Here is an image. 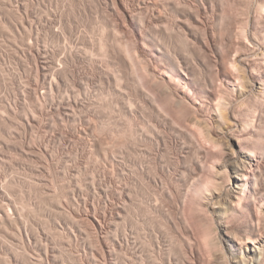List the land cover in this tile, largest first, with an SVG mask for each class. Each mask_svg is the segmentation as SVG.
<instances>
[{"label":"rangeland","instance_id":"374dc122","mask_svg":"<svg viewBox=\"0 0 264 264\" xmlns=\"http://www.w3.org/2000/svg\"><path fill=\"white\" fill-rule=\"evenodd\" d=\"M118 2L0 0V264H227L214 193L232 141L264 157V0Z\"/></svg>","mask_w":264,"mask_h":264},{"label":"bare ground","instance_id":"6f19581e","mask_svg":"<svg viewBox=\"0 0 264 264\" xmlns=\"http://www.w3.org/2000/svg\"><path fill=\"white\" fill-rule=\"evenodd\" d=\"M118 3H121V0H119ZM257 3H259V2H257ZM261 4L262 3H259L260 7H262ZM262 5H264V4H262ZM259 6H257L259 9L257 7H256V9H258V10L264 9V7L261 9ZM256 39H258V38H256ZM136 40H138V39L136 38ZM257 42H259V41H257ZM260 54H261V52H260ZM261 55H264V54H261ZM257 57H258V55H257ZM243 60H246V59H243ZM245 62H247L246 64H248V63H250V60L248 62V59H247V61H244V63ZM240 63H241V61H240ZM233 64H234V62H233ZM231 66H232V64H231ZM241 66L243 67L245 65H243V63H241ZM241 66L239 69H241ZM254 66H256V65L254 64ZM258 66H260V65H258ZM250 67H251V65H250ZM149 68H151V67H149ZM152 69H150V70H152ZM231 69H232V67H231ZM231 69H228V71H227V69H225L226 71L222 70V71L226 72V73H224L223 77H224V79H226L224 81L228 80L227 82L234 84L233 82H235L234 80L237 77L235 78V74L232 72ZM253 69L250 70V68H249V70L252 71V74H254L256 72V71L254 72ZM229 70H231V71H229ZM245 70L247 71L248 69L246 68ZM254 70H257V68H255ZM236 71H239V70H236ZM241 71L243 74V72H244L243 68ZM246 74H249L250 78L252 79L253 85L251 84V87L252 86L257 87L259 85V82L256 78H254L255 76H253L251 73H247V72H246ZM219 76H221V78H222L221 74ZM238 78L239 79H236V80H238L239 86H241L240 85L241 82H243V83L251 82V81H248L249 78H248V80L246 78L247 81H244L245 77L241 78L240 74H239ZM240 78L244 79V80L243 81L241 80V82H239ZM217 79L220 80L219 77H217ZM182 80H184V79H182ZM185 81H186V78H185ZM243 83H242V86H243ZM189 84L190 83H188V85ZM212 85H214V84H212ZM249 85H250V83H249ZM261 85H263V84L261 83ZM244 86H245V84H244ZM221 87H223V86H221ZM168 88L175 95V96H172L171 98H176L177 103H179L180 105L181 104L188 105V106L190 105L194 108V112L197 114V116H199L201 118V119L194 118L196 116L195 113L194 112L192 114L190 113L191 115H193V114L195 115L193 117L195 122L192 120L194 125L196 124L198 127H201L200 131L201 130L205 131L204 129H207V130L209 129V132H210V130H211L210 124L207 123L209 121H206V117H205L206 115H204L205 110L202 111L203 108H205L204 103L200 102L199 101L200 99H197V97L190 95V93H189L190 90L187 88V85H183V87H182L183 93L182 92L180 93V90H178L174 86H171L170 84L168 85ZM236 89H237V87H236ZM236 89H235V91H237ZM261 89H262V87H261ZM243 90L244 89L241 90V93H243ZM253 90H255V89H253ZM258 92H259V90H258ZM214 93L215 92H213V94ZM237 93H239V92H237ZM194 94H195V92H194ZM213 97L215 98V96H213ZM222 97H224V96H222ZM198 98H199V96H198ZM217 98L218 97H216V100H217ZM220 99H223V98H220ZM212 100H214V99H212ZM219 101L221 102L222 100H219ZM223 102H224V100H223ZM223 102L218 103L219 105L215 104V102H214L215 106H218L217 107L218 109L216 108L217 112H216V110H214V109L213 110L217 113V114H215V116L217 115L216 116L217 119L222 121V122H225L224 121L225 116L223 114V111L228 110V107L230 108V106H228L229 103H227L228 107H226L225 103H224V105H222ZM194 104H199L202 107V109H200L201 111L198 110ZM182 108H183V106H182ZM235 114H237V113H235ZM233 116H235V115L233 114ZM234 118H236V117H234ZM247 127H248V124H247ZM209 135L213 136L211 134H209ZM205 137H206V135H205ZM219 138H222V137H219ZM206 139H207V137H206ZM238 142H239V140H238ZM235 147H237L236 150L238 152L239 158L237 160H235L231 165L232 170H233V177H231V175L228 177L229 186L227 187V189L225 187L219 188L218 191L214 193V197L217 201L216 204L218 205V210L216 211V216H217L216 221L218 224L217 230H218V234H219V236L216 237V238H218L217 243H218V247H219V245L222 247L221 249H222L223 258L225 259L227 264H264V181H263L264 178L262 177V180H260L261 179L260 177L263 176V172H264V157H262L260 155V152H258V150H256L255 148H251V147L242 148L239 144L237 145L236 141H232L229 144L230 150L233 151L235 149ZM228 152L230 154V151H228ZM232 155H234V154H232ZM248 188H251V191L247 192V194H245L246 193L245 191H247ZM233 217H238V219L240 220L239 221L240 223H238L236 225L230 224V220ZM213 237H215V236H213ZM213 237H212V239H213ZM216 238L213 240H216ZM213 242L216 243V241H213ZM214 245H216V244H214Z\"/></svg>","mask_w":264,"mask_h":264}]
</instances>
